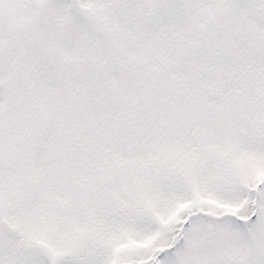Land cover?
Returning <instances> with one entry per match:
<instances>
[{
  "label": "snow or ice",
  "instance_id": "1",
  "mask_svg": "<svg viewBox=\"0 0 264 264\" xmlns=\"http://www.w3.org/2000/svg\"><path fill=\"white\" fill-rule=\"evenodd\" d=\"M0 264H264V0H0Z\"/></svg>",
  "mask_w": 264,
  "mask_h": 264
}]
</instances>
